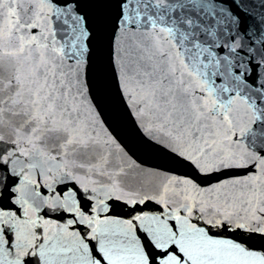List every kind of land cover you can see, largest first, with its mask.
Listing matches in <instances>:
<instances>
[{
	"label": "snow or ice",
	"instance_id": "1",
	"mask_svg": "<svg viewBox=\"0 0 264 264\" xmlns=\"http://www.w3.org/2000/svg\"><path fill=\"white\" fill-rule=\"evenodd\" d=\"M98 80L177 167L97 170ZM0 264H264V0H0Z\"/></svg>",
	"mask_w": 264,
	"mask_h": 264
},
{
	"label": "water",
	"instance_id": "2",
	"mask_svg": "<svg viewBox=\"0 0 264 264\" xmlns=\"http://www.w3.org/2000/svg\"><path fill=\"white\" fill-rule=\"evenodd\" d=\"M86 11L89 12L93 19H97L108 14L111 10L104 6H88ZM95 97L96 99L93 100V103L98 105L95 111L100 114L99 120L102 122L99 127H96V135L94 137L98 143L97 158L105 157L111 165L105 169L102 164L98 163V171L107 170L112 172L116 170L115 165L119 164L121 167H126L132 162H135L146 172L157 170L161 166L167 168L177 167L147 142L133 122V118L128 114L127 109L121 102L117 101L109 89L100 84L99 80L97 81ZM111 140H115L116 143L112 144ZM116 145L123 149L122 153L116 150ZM89 166V164H85V167ZM181 171L186 170L182 169ZM76 175L82 183L87 180L97 179L96 176H86L81 172L76 173ZM133 175H136V173L134 172ZM115 205L111 214L125 218L135 214L141 208L145 211L153 210L141 205L136 206L134 211L133 206L127 205L123 201H116Z\"/></svg>",
	"mask_w": 264,
	"mask_h": 264
}]
</instances>
